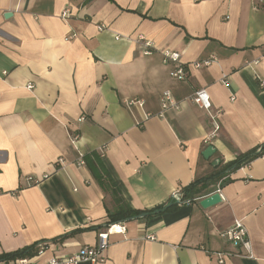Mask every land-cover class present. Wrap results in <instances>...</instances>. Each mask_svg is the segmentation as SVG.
Instances as JSON below:
<instances>
[{"label": "crops", "instance_id": "obj_1", "mask_svg": "<svg viewBox=\"0 0 264 264\" xmlns=\"http://www.w3.org/2000/svg\"><path fill=\"white\" fill-rule=\"evenodd\" d=\"M165 50L181 54L185 80L170 76ZM199 89L219 114L209 159L211 118L189 100ZM165 91L180 110L162 112ZM263 144L264 0H0V255L48 243L30 257L48 264L96 245L117 209L107 181L78 165L97 153L133 209L160 210L125 220L96 264H220L217 253L243 252L222 235L238 220L253 257L223 264H264V154L168 207ZM28 176L48 177L28 186ZM218 189L222 201L204 209Z\"/></svg>", "mask_w": 264, "mask_h": 264}, {"label": "built area", "instance_id": "obj_2", "mask_svg": "<svg viewBox=\"0 0 264 264\" xmlns=\"http://www.w3.org/2000/svg\"><path fill=\"white\" fill-rule=\"evenodd\" d=\"M262 2L263 0H258ZM71 15V10L69 8H65L61 14L63 19H68ZM105 26H100V30H104ZM72 37H70L71 39ZM142 38V37H141ZM142 40V39H141ZM144 46L146 48H150L152 46L151 43L145 42ZM149 50L146 51V54H150ZM163 63L165 65L172 64L174 66L173 70L170 71V76L175 80H185L187 77V67H185L181 63V54L178 52H173L170 50H165L162 52ZM213 60H206L203 63H196L195 67H200L202 64L210 65ZM224 85H228V80L223 81ZM28 88H33V86H28ZM190 102L200 107L202 110L207 112L211 118L213 131L211 136L205 140L207 145H211V138L215 137L217 132L220 130V123L218 121L219 114L212 113V102L210 94L206 89H199L193 93V95L189 98ZM127 106H137L142 108L143 102L139 100H129L126 102ZM161 108L162 112L168 109L180 110V104L176 102L171 94L170 91H165L161 98ZM162 115V114H161ZM152 115L147 114L145 116L146 119L150 118ZM76 139V138H75ZM63 161L60 160L59 163ZM79 166H86V162L84 157H80L78 160ZM28 176L26 178L28 186L31 185H39L44 178ZM216 192L220 193V189ZM184 195L182 190H177L173 193L172 201L176 202L177 204H190L192 200H184ZM127 233V227L124 221L112 223L106 231H101L98 233L97 236V243L96 245H85L83 246L80 251L74 255L69 256H54L49 261L48 264H81V263H92L96 264L99 262H104L103 253L108 249L110 246V236L114 234L125 235ZM225 238H227L230 242L240 247L243 252L240 253H217L219 258L218 262L220 264L224 263L223 257L227 256H236V257H253L252 251V243L249 239L248 231L242 221H236L233 227L228 229L222 234ZM146 239L155 241L156 237L154 235H148ZM49 250L48 243H39L37 245V252L36 257L43 256ZM14 264H32V258H20L15 260Z\"/></svg>", "mask_w": 264, "mask_h": 264}, {"label": "trees", "instance_id": "obj_3", "mask_svg": "<svg viewBox=\"0 0 264 264\" xmlns=\"http://www.w3.org/2000/svg\"><path fill=\"white\" fill-rule=\"evenodd\" d=\"M264 154V144L257 149H254L244 155L237 157L234 161L229 162L222 166V168L211 177H208L204 180L198 179L194 181L192 184L187 186L182 190L184 195V200H195L200 197L205 191L207 185L215 182V180H219L220 186H224L228 182L231 181V174L236 170L249 165L255 158L262 156ZM84 160L86 162V166L93 172L94 176L97 180L100 181L101 184L104 183V180L107 181L108 187L111 188L112 193L115 197V202L117 205V209L110 213V223L121 222L125 220H129L131 218H137L141 215L152 216L155 215L158 209H152L149 211H138L133 209L122 197L121 191L116 184L113 177L106 171L101 156L97 153H91L90 155L84 156ZM172 208H177L178 204L174 201L171 202ZM37 252V244L24 247L19 249L18 251L5 253L0 255V262H8L15 261L20 258L33 257Z\"/></svg>", "mask_w": 264, "mask_h": 264}, {"label": "water", "instance_id": "obj_4", "mask_svg": "<svg viewBox=\"0 0 264 264\" xmlns=\"http://www.w3.org/2000/svg\"><path fill=\"white\" fill-rule=\"evenodd\" d=\"M216 152V149L210 145L208 146L204 151H203V157L205 159H209L210 157H212ZM222 201V196L219 192H214L204 198H202L200 205L204 208H210L218 203H220ZM172 204H170L168 207H170ZM167 207V208H168Z\"/></svg>", "mask_w": 264, "mask_h": 264}]
</instances>
